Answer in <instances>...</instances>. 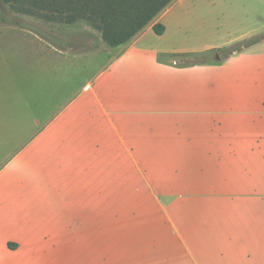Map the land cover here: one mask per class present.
Segmentation results:
<instances>
[{
  "label": "crops",
  "instance_id": "0c3cea01",
  "mask_svg": "<svg viewBox=\"0 0 264 264\" xmlns=\"http://www.w3.org/2000/svg\"><path fill=\"white\" fill-rule=\"evenodd\" d=\"M263 33L264 0H173L127 45L102 43L88 78L82 55L0 26V264H264V42L220 66L173 59ZM206 130L211 199L103 190L120 144Z\"/></svg>",
  "mask_w": 264,
  "mask_h": 264
},
{
  "label": "rangeland",
  "instance_id": "374dc122",
  "mask_svg": "<svg viewBox=\"0 0 264 264\" xmlns=\"http://www.w3.org/2000/svg\"><path fill=\"white\" fill-rule=\"evenodd\" d=\"M1 10L25 20L40 30L41 33L53 39L60 48L62 47V52L71 56L82 55L88 63L86 71L88 78L97 73L98 69L107 62L106 52L101 51L103 48L101 35L85 23L66 24L51 20L42 14L26 15L4 4L1 5ZM67 48L76 51L70 53L64 50ZM206 56L199 54L173 59L177 61L179 67L186 65L220 66L235 57L225 58L220 52H217L215 56L209 55L208 58ZM164 59L167 61V58ZM81 76L83 79L84 72ZM76 84H73V88ZM183 126L187 129H196V125L192 127L183 124ZM200 128L206 129L201 123ZM149 135L150 140H148ZM183 138L173 143L164 139V133L153 132L146 134V139H137L136 148H127L126 145L120 144L121 157L118 171L121 180L118 183L117 180L107 179L106 173L109 170L107 171L108 168L105 166L103 190L119 189L120 192L126 191L125 189L165 190L176 191V195H183L185 198L194 200L211 199V188H217L219 179H223V174L218 172V165L211 164V158L217 157L211 151V130L183 132ZM166 152L171 154L165 156ZM257 183L260 186L262 184L264 188V182ZM106 200L107 198L104 197L105 202ZM203 207V215H211L208 211H211V208L208 205Z\"/></svg>",
  "mask_w": 264,
  "mask_h": 264
},
{
  "label": "trees",
  "instance_id": "16d2710c",
  "mask_svg": "<svg viewBox=\"0 0 264 264\" xmlns=\"http://www.w3.org/2000/svg\"><path fill=\"white\" fill-rule=\"evenodd\" d=\"M173 0H0V26L22 28L34 32L54 47L63 50L53 39L31 26L25 20L1 10L9 5L26 15H46L51 20L76 24L85 23L101 35L104 45L120 48L127 45ZM158 35L164 32L161 25H155ZM264 42V34L245 39L230 48L220 51L225 58H231L244 50ZM67 43V42H66ZM70 45V43H67ZM75 52V49H64ZM196 56V55H195Z\"/></svg>",
  "mask_w": 264,
  "mask_h": 264
},
{
  "label": "water",
  "instance_id": "95a60500",
  "mask_svg": "<svg viewBox=\"0 0 264 264\" xmlns=\"http://www.w3.org/2000/svg\"><path fill=\"white\" fill-rule=\"evenodd\" d=\"M219 59V57H217Z\"/></svg>",
  "mask_w": 264,
  "mask_h": 264
}]
</instances>
